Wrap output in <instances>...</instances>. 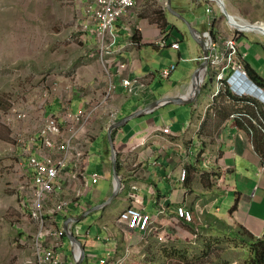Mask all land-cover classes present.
<instances>
[{
  "label": "crops",
  "instance_id": "0c3cea01",
  "mask_svg": "<svg viewBox=\"0 0 264 264\" xmlns=\"http://www.w3.org/2000/svg\"><path fill=\"white\" fill-rule=\"evenodd\" d=\"M165 1L167 5V0H137L136 7L116 22L117 43L113 52L100 58L103 66L107 64L104 66L107 67L104 70L107 77L116 83L111 105L117 114L111 117L109 108H104L94 117L88 135L79 143L88 154L84 165L76 159L62 177L66 185L64 196L77 202L64 216H59L58 227L64 229L66 221L72 217L79 218L88 213L85 221L99 213L101 216L95 225L99 230L107 231L104 237L103 232L97 230V240L104 243L99 249L107 252L113 261L124 260V264H135L134 259L140 252L146 253L153 261L157 256L155 244L164 246L160 253L170 261L169 251L173 248L178 255L182 251L180 245H185L184 239L196 253H200L207 237L226 238L231 229L245 228L258 238L264 235V136L257 128L251 134L231 117L242 109L251 113L259 110L264 114V103L256 98H246L241 102L227 92L212 98L213 79L210 74L206 76L209 86L202 90L194 104L165 103L114 131L118 171L123 184L122 190L114 196L116 179L109 128L114 122L164 98H192L193 76L203 62L199 61L204 56L201 46L193 39L185 22L168 12ZM257 1L261 2L258 5L264 4V0H222L234 19L240 21L243 16L245 23L261 22L264 25V18L254 20L246 15L257 11L254 8H257ZM171 7L200 35L210 31L219 40L236 38L248 72L251 69L264 78V39L246 43V30L232 27L236 25L223 15L217 0H171ZM134 33L137 34L135 43L131 41ZM163 36H167L170 43L180 42V50L170 45L165 49L159 47ZM130 41L132 45L126 46ZM118 48L123 49L114 52ZM188 61L195 62L196 67L181 65ZM121 63L126 64L124 69L120 67ZM171 65H176V70L181 68V72L177 74L175 70L170 79L163 80L160 72ZM124 78L131 80L130 87L123 85ZM175 78L181 81L177 82ZM86 97L81 92H73L67 105L73 110V100L81 99L80 110L90 101ZM59 106L62 115L63 102H59ZM56 113L59 112L49 115ZM168 127L171 130L166 134L164 131ZM97 140L101 148L99 159L104 161V157L107 160L104 164L97 162L94 154ZM35 148V155L42 157L41 147ZM91 162L95 164L90 167ZM183 170L188 173L185 181L181 179ZM96 173L99 175L97 182L94 181ZM178 206L194 212L192 224L177 220ZM130 207L142 209L150 215L153 221L151 228L158 231L141 232L120 222L121 213ZM79 211L82 214L75 215ZM79 223L70 226L78 239ZM193 228L198 233L189 232ZM159 234L164 241L159 240ZM82 244L86 254L83 264H91L97 254L93 251L88 255L86 245ZM139 245L143 247L138 248ZM72 246L71 256L63 250L65 244L60 250L65 264H76L75 244ZM238 249L241 253L248 248ZM221 259L224 264L232 263L225 256Z\"/></svg>",
  "mask_w": 264,
  "mask_h": 264
},
{
  "label": "rangeland",
  "instance_id": "374dc122",
  "mask_svg": "<svg viewBox=\"0 0 264 264\" xmlns=\"http://www.w3.org/2000/svg\"><path fill=\"white\" fill-rule=\"evenodd\" d=\"M91 2L0 0V264H37L35 239L40 227L30 215L32 176L25 165L31 154L30 140L42 127L44 117L57 111L59 113L55 115L61 116L59 102L64 105L73 92H81L90 101L98 102L109 89L110 80L104 71L93 25L86 12ZM258 4L261 2L257 1V8L254 7L256 12L246 14L251 19L264 18V4ZM254 24L263 25L261 22ZM244 34L246 43L264 39L262 33L246 30ZM185 64L196 67L192 61L181 65L185 67ZM176 71L180 73L181 68L178 67ZM175 80L181 81L180 78ZM72 103L73 110L78 111L81 99L75 98ZM19 114L24 117L19 118ZM100 149L97 140L94 154L97 155V162L104 164L107 160L103 156L105 162L99 159ZM94 164L91 162L90 167ZM80 214L81 211L75 215ZM98 214H93L78 225L77 235L86 245L87 254L93 251L97 254L91 264H101L99 259L108 257L107 252L99 249L104 243L96 238L99 227L95 221L101 216ZM99 232L106 237V230L100 229ZM214 238H219V241ZM222 239L213 236L205 239L213 244V248L210 258L202 262L198 259L202 251L196 253L189 241L184 239L185 245H180V255L175 254L173 248L169 251L170 261L160 253L164 246L155 244L157 256L153 261L146 253L140 252L134 263L224 264L221 258L225 256L231 259V264H246L248 249L239 253L236 245H231L234 243L226 244ZM142 247L139 245L138 248ZM72 248L67 237L63 250L71 256ZM76 248L77 245L74 253ZM180 256H185V260Z\"/></svg>",
  "mask_w": 264,
  "mask_h": 264
},
{
  "label": "built area",
  "instance_id": "2783aa9c",
  "mask_svg": "<svg viewBox=\"0 0 264 264\" xmlns=\"http://www.w3.org/2000/svg\"><path fill=\"white\" fill-rule=\"evenodd\" d=\"M137 0H92L88 9L90 21L93 25V33L96 38L100 57L104 58L106 54L113 52V47L117 43L118 33L116 31V22L134 9ZM166 6V1L164 2ZM232 25V24H231ZM234 29L240 30L233 26ZM160 40L159 47L165 49L168 45L171 48L180 50V42L170 43L167 36H163ZM206 46L209 50V65L206 76L210 74L213 79L212 98L220 96L224 92L230 90V79H249L250 75L243 60L241 59L240 50L236 42V38H225L219 40L210 31L203 34ZM132 42H128L126 46H131ZM125 47V46H124ZM123 48H118L114 52H120ZM205 57L199 58L204 61ZM107 64L104 63V66ZM126 64L121 63L120 67L124 69ZM107 70V67L104 68ZM176 70V65H171L160 72L163 80L170 79L172 73ZM123 85L130 87L132 82L129 78L123 79ZM207 85L206 78L203 86ZM106 94L98 102L89 101L86 107L81 108L77 112L73 111L65 102L63 105V114L61 116L48 115L44 117L42 127L30 140L31 154L29 156L26 167L32 176V192L30 204V215L39 224L40 231L35 239V250L37 264H65L64 257L61 255V248L65 244L66 232L58 227L59 216L66 214L72 206L77 202L64 196L66 185L62 180L70 165L77 159L80 165H84L86 161V151L84 147H80L81 140L88 135L91 121L104 108H109L111 117L116 116L117 110L112 107L111 103L114 98L116 83L110 78V86ZM238 91V95L232 94L240 100L246 98H258L264 103V89L257 93L254 90ZM101 94L100 96H102ZM69 101V99H68ZM249 103V101H248ZM24 115L19 114V118ZM232 119L243 124L248 132L253 134L256 130L264 136V114L256 110L253 113L242 109L236 111ZM170 127L165 129V133L170 132ZM41 147L42 157L35 155V147ZM38 152L40 150L38 149ZM264 173V168L262 169ZM187 170L182 171L181 179H187ZM99 180V175H94V181ZM52 206L50 207V205ZM176 218L180 223L192 224L195 220L194 212L184 206H178L176 210ZM120 222L131 225L139 229L141 232H150L153 230L152 218L150 215L139 208H127L120 215ZM154 229L153 232H157ZM159 240L164 238L159 234ZM76 246V245H75ZM74 246V248H75ZM75 257L76 253H75ZM101 264H124V260L113 261L110 255L106 259H100Z\"/></svg>",
  "mask_w": 264,
  "mask_h": 264
},
{
  "label": "water",
  "instance_id": "95a60500",
  "mask_svg": "<svg viewBox=\"0 0 264 264\" xmlns=\"http://www.w3.org/2000/svg\"><path fill=\"white\" fill-rule=\"evenodd\" d=\"M221 2V6H222V10L223 13L227 16V18L229 19V21H233L234 17H232L228 11L226 10V7L224 6L223 2L221 0H218ZM167 10L168 12H170L171 14H173L174 16L178 17L182 22H185V24L188 26L191 36L193 37V39L198 42V44L201 46L203 53H204V57L205 60L200 64V66L198 67V69L195 71L194 76H193V81H192V89H193V96L190 99H181V98H174V99H169V98H164L162 100H159L157 102H155L154 104H152L151 106L144 108L143 110H139L137 112H135L134 114L124 118L123 120L120 121H116L112 124V126L109 128L108 131V138H109V142L111 145V151H112V163H113V168H114V176L116 179V187H115V192H114V196L117 195L123 188V184L119 175V171H118V152H117V148L115 146V142H114V136L113 133L114 131L119 128L122 127L124 125H126L130 120L135 119L140 117L143 114H146L147 112L151 111L154 108H160L161 106H163V104H182V105H192L194 104L200 97L201 93H202V88H203V81L206 78V71L208 69V65H209V61H208V57H209V50L206 46V42L203 39V37L200 35V33L194 29V27L192 26V24L186 20L181 14L175 12L172 7H171V0H167ZM253 27H256L257 30H259L261 33L264 34V26H260V25H256L253 24ZM203 74L204 79L201 80V76ZM211 81V79H210ZM88 215V213L84 214L83 216L77 218V217H72L70 219H68L64 225V229L66 232L67 237L69 238V240L71 241L72 244H75L78 246L79 250H80V254L78 257H75V263L76 264H83L84 259H85V248L82 244V242L74 235V233L72 232L70 226L73 223H79L80 221H83L86 216Z\"/></svg>",
  "mask_w": 264,
  "mask_h": 264
},
{
  "label": "trees",
  "instance_id": "16d2710c",
  "mask_svg": "<svg viewBox=\"0 0 264 264\" xmlns=\"http://www.w3.org/2000/svg\"><path fill=\"white\" fill-rule=\"evenodd\" d=\"M132 35L131 41L133 43L137 42L136 36L137 34ZM249 74L251 79L257 83L258 85L264 87V78L261 77L259 74H257L253 70H249ZM209 85H204L203 90H205ZM230 97H234L236 100L244 102L245 100H239L237 97H235L232 93L227 92ZM115 136V132H114ZM118 165H119V157H118ZM66 217V216H65ZM230 233L226 236V238H223L222 241L226 244L228 243H234L231 245H236L237 248L244 247L248 248L249 256L246 260V264H264V235L262 237H256L249 233L245 228H242L240 230L234 231V230H228ZM189 232H196L195 228L191 229ZM198 233V232H196ZM215 240L219 241V238H214ZM218 244V242H217ZM220 245V244H218ZM213 244L209 240H204L203 242V251L201 255L198 257V259L202 262L205 258H210L212 254ZM220 247L218 246V249ZM217 249V248H216ZM181 259L185 260V256H180ZM188 261V260H187ZM190 262V261H189ZM191 263V262H190ZM199 263V262H198ZM225 263V262H224ZM170 264V263H169ZM192 264H197V262H193Z\"/></svg>",
  "mask_w": 264,
  "mask_h": 264
},
{
  "label": "clouds",
  "instance_id": "9594fccd",
  "mask_svg": "<svg viewBox=\"0 0 264 264\" xmlns=\"http://www.w3.org/2000/svg\"><path fill=\"white\" fill-rule=\"evenodd\" d=\"M221 5V2L218 1ZM231 23V21H229ZM251 26H253V24L249 23ZM264 26V25H262ZM240 29V28H239ZM239 31H244V30H239ZM248 32H255L256 30H247ZM246 32V31H244ZM260 32V31H259ZM261 33V32H260ZM263 34V33H262ZM264 35V34H263ZM203 37V34L201 35ZM204 39V38H203ZM205 40V39H204ZM250 75V74H249ZM236 76L231 77L230 79V90L231 92H234L236 95H238V91H242V90H247L250 88L249 92H251V90L259 93L261 91H263L264 87L258 85L257 83H255L251 77L249 79H234ZM208 83V82H207ZM258 99V98H257Z\"/></svg>",
  "mask_w": 264,
  "mask_h": 264
},
{
  "label": "bare ground",
  "instance_id": "6f19581e",
  "mask_svg": "<svg viewBox=\"0 0 264 264\" xmlns=\"http://www.w3.org/2000/svg\"><path fill=\"white\" fill-rule=\"evenodd\" d=\"M217 1H218V0H217ZM221 1H222V0H221ZM233 19H234V18H233ZM242 22H243L242 19H240V21L237 20V19H234V20L232 21V23H234L238 28H240V29H242V30H257L256 27L251 26L249 23H245V24H243ZM257 31H259V30H257ZM255 32H256V31H255ZM200 78H201V80L204 79L203 74H202V76H201ZM76 249H77V251H76V256L78 257L79 254H80V250H79L78 246H77Z\"/></svg>",
  "mask_w": 264,
  "mask_h": 264
}]
</instances>
